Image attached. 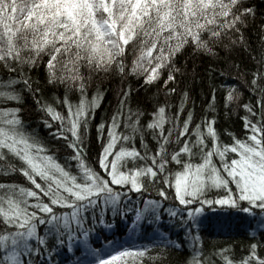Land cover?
I'll list each match as a JSON object with an SVG mask.
<instances>
[{
  "label": "snow or ice",
  "instance_id": "obj_1",
  "mask_svg": "<svg viewBox=\"0 0 264 264\" xmlns=\"http://www.w3.org/2000/svg\"><path fill=\"white\" fill-rule=\"evenodd\" d=\"M256 12L253 0H0V264H176L173 253L189 239L193 246L183 264H264V23L257 48L242 32ZM237 50L254 61L242 73L255 97L240 105L244 137L220 141L216 87L199 120L185 89L175 111L159 103L146 124L130 104L131 89H122L111 119L96 124L100 148L90 162L85 141L103 97L100 91L88 95L94 76L132 74L147 86L166 71L170 97L177 89L167 86L181 74L184 66L176 61L186 51L212 58L208 72L223 76L213 65L231 69ZM41 62L45 82L62 85L63 96L45 98L36 86L30 73ZM220 89L225 109L241 96L236 84ZM28 98L50 130L47 137L70 151L63 160L24 119ZM145 130L154 150L143 139ZM137 134L141 148L125 146ZM171 145L176 150L169 152ZM149 190L160 199L146 195ZM109 211L131 220L124 227L141 231L140 244L107 238L116 223L106 222ZM240 213L259 219L260 238L252 235L239 258L227 245L205 255L199 233L210 217L225 227L222 217ZM174 225L185 240L172 239Z\"/></svg>",
  "mask_w": 264,
  "mask_h": 264
},
{
  "label": "trees",
  "instance_id": "obj_2",
  "mask_svg": "<svg viewBox=\"0 0 264 264\" xmlns=\"http://www.w3.org/2000/svg\"><path fill=\"white\" fill-rule=\"evenodd\" d=\"M256 4L257 12L255 20H249L247 26L242 28V32L248 44L257 48L259 46L258 30L259 25L264 23V16L261 14V10L264 9V0H253ZM221 58H223V53H221ZM47 56L43 57L46 60ZM177 66L182 68L181 74L177 75L176 83H169L167 87H175L177 89L176 93L172 94L170 97L165 96V88L163 86V78L166 77V71L161 74L162 78L153 82L150 85L145 86L142 83V77H137L132 74H128L121 78L119 75L107 74L94 76L88 86L89 97L95 91H100L103 93V97L98 102V106L95 109L94 116L89 122L88 133L86 137L87 144V155L91 160H94L97 156L98 150L100 148V143L96 139L97 131L96 124L101 121L107 122L111 119L113 112L116 110L119 103V96L122 95V89H131L129 93V101L131 105L138 106L140 111L144 113L141 118L140 123L146 124L148 119H150V113L153 110V106L159 103H164L167 101L169 104H173L174 107L172 111H175V104L179 102L180 94L187 89L188 90V106L191 107L193 102L195 103V119L199 120L207 109L204 105L208 101V94L210 87H216V101L214 102L217 106L216 110V122L215 127L219 139L223 143L231 142V135H235L238 138H242L245 135V130L243 129L241 117L246 113L240 107L245 102H255V97L251 95L248 87L245 83L247 77L242 75L245 69H250L254 66V61L249 59L246 52L237 50L234 53V59H231L229 63L231 64V69L228 67L221 68L220 64H214L213 67L218 71H224L223 76H216L214 73L208 72V65L212 63V58H209L203 54L199 56L190 55L189 51H186L184 55L179 56L177 61ZM239 67V71L235 69ZM31 76L38 83L36 86L41 87L43 90V96L45 98L50 96H63L64 88L62 85L52 84L49 85L45 82L46 71L43 67V62L37 65L31 71ZM236 84L237 91L241 93L239 100L230 105L227 109L223 107L222 97L223 91L220 89L221 84L225 83ZM78 93L72 94V100L76 101L78 98ZM26 110L24 112V119L27 121L28 125L35 129L41 136L47 137L48 129H45L40 122V114L38 109L32 103L31 98L25 101ZM184 113H182L183 118ZM123 125L118 126V131H123ZM49 143L54 146L55 149L60 150L59 155L61 160L66 158L70 154V151L63 150L64 142L60 141L57 143L56 138L47 137ZM143 139L148 145L150 150H154L156 142L151 136V132L145 130L143 133ZM194 139V137L192 138ZM141 136L137 134L134 139L125 146H135L138 149L141 148L140 144ZM176 150L175 145L169 146V152ZM150 162V161H149ZM193 162H199L198 158H194ZM133 166L131 160H129V167ZM138 166V164H137ZM212 198H215L216 190L212 189ZM150 198L160 199L157 193L149 190L148 193ZM220 194H223L221 192ZM139 194L133 193L131 199L133 201L139 200ZM171 200L164 207H168L171 204ZM165 222H167V216L164 217ZM212 220L211 224H206L204 230L199 233V247L205 255L214 249L223 248L226 245L229 246L239 258V256L245 254V248L248 243L251 242V236L255 235L257 239L260 238V222L259 219H251L248 214L240 213L239 215H232L227 218H221L227 221V226L220 227L216 223V217H210ZM113 220L116 221L113 226L112 235H108V239H112L113 236H117L119 239L125 235L126 230L123 228V218L114 217L111 211L107 212V223H111ZM126 223H131V220L125 221ZM250 229L252 230L250 232ZM167 231V229H165ZM97 232H100V228H97ZM140 231V235H141ZM195 234V233H194ZM107 235V232L101 233L103 242V237ZM139 235V236H140ZM171 237L173 240H185V232L181 230L179 226L174 225L171 228ZM129 242V241H128ZM130 244H140L141 241L136 239L134 242H129ZM98 246V245H94ZM193 242L189 239L185 242L184 247L177 249L173 253V260L176 264H183V259L186 255L191 253ZM264 253V248L261 249ZM218 259V258H214Z\"/></svg>",
  "mask_w": 264,
  "mask_h": 264
},
{
  "label": "rangeland",
  "instance_id": "obj_3",
  "mask_svg": "<svg viewBox=\"0 0 264 264\" xmlns=\"http://www.w3.org/2000/svg\"><path fill=\"white\" fill-rule=\"evenodd\" d=\"M125 220H123L122 226L123 228L126 230L125 235H123L120 240L121 241H129V242H134L136 240V237H138L140 235V230L137 229L136 232H130V230L128 228H125ZM113 230V229H112ZM107 232V230H105ZM130 235H131V239H130ZM149 236H151V233H148ZM117 237V236H116Z\"/></svg>",
  "mask_w": 264,
  "mask_h": 264
}]
</instances>
